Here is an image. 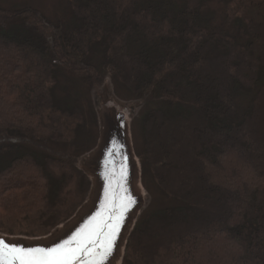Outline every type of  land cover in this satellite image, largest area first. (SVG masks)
Returning <instances> with one entry per match:
<instances>
[{
	"label": "trees",
	"instance_id": "trees-1",
	"mask_svg": "<svg viewBox=\"0 0 264 264\" xmlns=\"http://www.w3.org/2000/svg\"><path fill=\"white\" fill-rule=\"evenodd\" d=\"M70 5L68 23L0 7V51L17 55L0 68V231L46 235L83 202L93 130L57 87L107 72L151 102L137 148L165 200L141 214L123 264H264V0Z\"/></svg>",
	"mask_w": 264,
	"mask_h": 264
},
{
	"label": "rangeland",
	"instance_id": "rangeland-1",
	"mask_svg": "<svg viewBox=\"0 0 264 264\" xmlns=\"http://www.w3.org/2000/svg\"><path fill=\"white\" fill-rule=\"evenodd\" d=\"M70 1L71 0H0V7L16 9L31 6L37 8L49 20L53 22L68 23L70 21L66 19L69 17L70 11L72 10V8L70 9ZM0 55L2 58L5 59V63L0 65V68L3 67L4 69H9L11 68V66H13V63L11 61H7V59L11 60V58L17 57V55L13 52L6 53L0 51ZM69 72L70 71L66 73L67 75L65 77H62L61 82L57 87V95L58 100L60 101L62 106H66V108H74L76 103H81L85 116L88 119V123L90 124L93 130V135L91 137L93 140L92 151H95L93 152V154H91V152H87V154L85 153L81 155L77 162V167L82 172H84L89 179V192L87 196L83 198V202L77 208L75 213L68 220L63 221L61 224L56 226L54 229L51 230V232L46 235L29 236L26 234H8L2 231H0V234H4L11 237H22L28 239L29 241H38L46 239V237L51 238V235L52 237L53 235H56V230H62L61 226H63L66 222L72 220L76 215L85 210L88 207V203L91 198L90 196L91 191L93 189V182L81 167L85 164H88L90 166V163L92 162L93 158H96L100 152V149H102V143L105 139L104 136L106 131V118L108 116H113L114 118L115 115L124 114L129 122V132L131 136L133 150L136 154V159L139 166V183L142 187V195L144 199L143 205L137 211V217L134 220L131 230L126 232V236L129 233L126 240V244H128L129 237L133 232L135 225L144 210H146L152 205L154 206L155 204H161V202L162 204H164L165 202L162 195L156 189V186L154 185V180L151 179V177H147V175L145 174L143 160L138 154L139 148H137V140L141 136L140 114L142 110H144L147 106L151 105V102L148 98H135L129 95V93H127L125 90H120L122 88H118V84L113 79L111 73L104 72L103 75L92 74L91 79L89 81H84L83 79H79L74 76L72 72ZM67 102H69V104H66ZM91 111L95 115L94 118L96 121L94 123L91 119ZM21 170L22 171H20V174L18 173L19 171H17L18 175L21 176V178H24L29 175V173L33 172V170L27 166ZM16 180L17 179H14L13 181ZM54 231H56V233H53ZM61 234H63V232ZM47 241L48 240H46L44 245L52 243L51 241ZM126 244L122 249V258L117 262V264H123V259L127 247Z\"/></svg>",
	"mask_w": 264,
	"mask_h": 264
},
{
	"label": "water",
	"instance_id": "water-1",
	"mask_svg": "<svg viewBox=\"0 0 264 264\" xmlns=\"http://www.w3.org/2000/svg\"><path fill=\"white\" fill-rule=\"evenodd\" d=\"M105 130V139L99 154L96 158H93L90 166L85 164L81 167L93 182L88 207L72 220L66 222V225L61 226L62 230H56L57 233L54 231L53 233H56V235H53V237L51 235V238L46 237V239L38 241H29L22 237L0 234V239L8 244L23 248H51L70 239L86 225H90L97 213L101 214L97 218V222L110 214V208L115 209L118 215L121 200L123 199L125 202L131 200L123 214V219L120 221L113 248L103 262V264H117L122 258V249L129 234L126 236V232L131 230L137 217V211L143 205L144 199L142 187L139 183V166L133 150L129 122L126 116L124 114L115 115L114 118L108 116ZM94 151L91 150L88 153L93 154ZM114 222L115 220H113ZM62 232L63 234H61ZM46 240L52 243L44 245ZM78 264H87V258H82Z\"/></svg>",
	"mask_w": 264,
	"mask_h": 264
},
{
	"label": "snow or ice",
	"instance_id": "snow-or-ice-1",
	"mask_svg": "<svg viewBox=\"0 0 264 264\" xmlns=\"http://www.w3.org/2000/svg\"><path fill=\"white\" fill-rule=\"evenodd\" d=\"M130 203L131 200L125 202L122 199L118 215L110 208V214L98 222L101 214L97 213L90 225L51 248H23L0 239V264H78L84 257L87 264H103L113 248L120 221Z\"/></svg>",
	"mask_w": 264,
	"mask_h": 264
}]
</instances>
